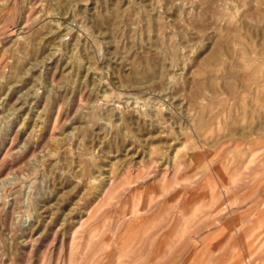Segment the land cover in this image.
Listing matches in <instances>:
<instances>
[{
	"label": "rangeland",
	"instance_id": "1",
	"mask_svg": "<svg viewBox=\"0 0 264 264\" xmlns=\"http://www.w3.org/2000/svg\"><path fill=\"white\" fill-rule=\"evenodd\" d=\"M0 264H264V0H0Z\"/></svg>",
	"mask_w": 264,
	"mask_h": 264
},
{
	"label": "bare ground",
	"instance_id": "2",
	"mask_svg": "<svg viewBox=\"0 0 264 264\" xmlns=\"http://www.w3.org/2000/svg\"><path fill=\"white\" fill-rule=\"evenodd\" d=\"M177 167V166H176ZM178 169V168H177ZM191 180V179H190ZM186 182V181H185ZM238 201V200H237ZM147 203V202H146ZM148 204V203H147ZM234 204H236V203H234ZM231 205V204H230ZM232 205H233V203H232ZM148 207V206H147ZM223 208H226V207H224L223 206ZM223 208L221 207L220 209H221V211L219 212V213H221L222 211H223ZM148 209V208H147ZM144 210V209H143ZM216 214H217V212H215ZM159 254V253H158ZM156 258H157V255H156Z\"/></svg>",
	"mask_w": 264,
	"mask_h": 264
}]
</instances>
